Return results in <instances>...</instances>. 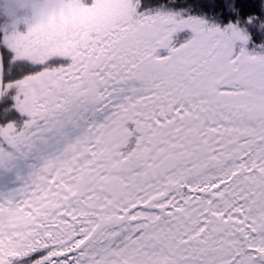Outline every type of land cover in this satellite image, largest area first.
<instances>
[{"label": "snow or ice", "instance_id": "obj_1", "mask_svg": "<svg viewBox=\"0 0 264 264\" xmlns=\"http://www.w3.org/2000/svg\"><path fill=\"white\" fill-rule=\"evenodd\" d=\"M0 264H264V0H0Z\"/></svg>", "mask_w": 264, "mask_h": 264}]
</instances>
